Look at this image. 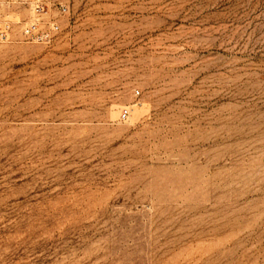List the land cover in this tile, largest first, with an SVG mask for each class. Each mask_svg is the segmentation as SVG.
<instances>
[{
  "label": "rangeland",
  "instance_id": "1",
  "mask_svg": "<svg viewBox=\"0 0 264 264\" xmlns=\"http://www.w3.org/2000/svg\"><path fill=\"white\" fill-rule=\"evenodd\" d=\"M40 1L50 45L0 0V264H264V0Z\"/></svg>",
  "mask_w": 264,
  "mask_h": 264
},
{
  "label": "built area",
  "instance_id": "2",
  "mask_svg": "<svg viewBox=\"0 0 264 264\" xmlns=\"http://www.w3.org/2000/svg\"><path fill=\"white\" fill-rule=\"evenodd\" d=\"M33 12L31 20L21 28V36L32 43L50 45L56 40L60 32V25L57 21H46L45 17L48 11H46L44 4L40 0H35ZM58 13L65 15L68 13V8L65 5H59ZM10 31L11 25L9 23L0 24V42L10 41ZM126 117L127 113H122V118Z\"/></svg>",
  "mask_w": 264,
  "mask_h": 264
}]
</instances>
